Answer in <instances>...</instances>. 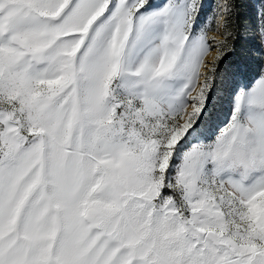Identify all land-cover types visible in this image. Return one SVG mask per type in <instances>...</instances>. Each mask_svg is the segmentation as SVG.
<instances>
[{
	"label": "snow or ice",
	"instance_id": "1",
	"mask_svg": "<svg viewBox=\"0 0 264 264\" xmlns=\"http://www.w3.org/2000/svg\"><path fill=\"white\" fill-rule=\"evenodd\" d=\"M0 264H264V0H0Z\"/></svg>",
	"mask_w": 264,
	"mask_h": 264
}]
</instances>
